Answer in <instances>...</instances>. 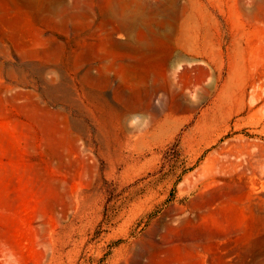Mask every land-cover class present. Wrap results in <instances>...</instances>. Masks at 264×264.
Masks as SVG:
<instances>
[{"label": "rangeland", "instance_id": "rangeland-1", "mask_svg": "<svg viewBox=\"0 0 264 264\" xmlns=\"http://www.w3.org/2000/svg\"><path fill=\"white\" fill-rule=\"evenodd\" d=\"M0 264H264V0H0Z\"/></svg>", "mask_w": 264, "mask_h": 264}, {"label": "bare ground", "instance_id": "bare-ground-1", "mask_svg": "<svg viewBox=\"0 0 264 264\" xmlns=\"http://www.w3.org/2000/svg\"><path fill=\"white\" fill-rule=\"evenodd\" d=\"M23 2L25 3H28V4H37L39 3L41 0H22ZM130 25V24H129ZM137 108V107H136ZM129 109V108H128Z\"/></svg>", "mask_w": 264, "mask_h": 264}]
</instances>
